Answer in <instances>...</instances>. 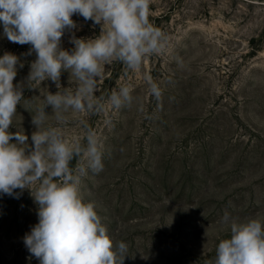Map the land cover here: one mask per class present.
<instances>
[{"label": "rangeland", "instance_id": "374dc122", "mask_svg": "<svg viewBox=\"0 0 264 264\" xmlns=\"http://www.w3.org/2000/svg\"><path fill=\"white\" fill-rule=\"evenodd\" d=\"M72 19L77 27L61 40L68 51L72 36L101 31ZM149 22L167 37L164 49L137 71L105 65L94 93L104 111L70 113L64 132L86 143L84 119L103 143L104 170L89 172L83 190L114 243L128 245L124 264H208L231 235L225 211L239 222L264 221V0H150ZM30 48L9 41L0 23V56L12 53L24 65L13 81L24 85V99L9 131H23L31 147L32 115L58 89L50 79L27 85ZM146 77L160 87L159 101ZM69 78L63 71L60 84L74 91ZM122 85L131 86L133 104L115 110L107 97ZM45 111L51 115V106ZM49 123L56 126L51 116ZM37 211L27 189L0 194V264H39L24 244Z\"/></svg>", "mask_w": 264, "mask_h": 264}, {"label": "clouds", "instance_id": "9594fccd", "mask_svg": "<svg viewBox=\"0 0 264 264\" xmlns=\"http://www.w3.org/2000/svg\"><path fill=\"white\" fill-rule=\"evenodd\" d=\"M149 5L150 0H0L3 35L13 43L31 45L28 54H36L27 85L36 88L50 79L58 89L55 94L48 91L32 115L30 147L23 131H9L24 99V85L13 83L17 65H24L12 53L0 56V194L13 196L16 189H27L38 206V223L25 235L24 244L39 264H124L128 256V245L114 243L95 201L86 200L83 190L89 172L98 175L104 170L103 143L84 119L78 123L86 143L69 140L64 126L70 113L104 111V98L94 93L105 65L118 61L137 71L146 57L164 49L167 37L149 22ZM73 15L101 25V31L92 39L72 36L74 48L68 51L61 40L66 30L77 27ZM63 71L70 73L69 81L75 79L74 91L61 86ZM146 79L150 95L159 101L160 87ZM133 99L131 86L122 85L107 102L120 110L131 107ZM48 106L51 115L45 111ZM50 116L56 126L49 123ZM221 222L230 226L231 235L218 243L215 259L208 264H264V221L239 222L225 211Z\"/></svg>", "mask_w": 264, "mask_h": 264}]
</instances>
